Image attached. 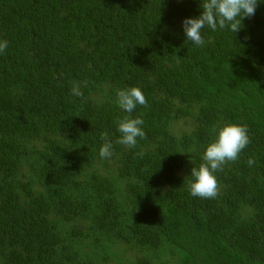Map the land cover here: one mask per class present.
I'll use <instances>...</instances> for the list:
<instances>
[{
  "label": "trees",
  "instance_id": "trees-1",
  "mask_svg": "<svg viewBox=\"0 0 264 264\" xmlns=\"http://www.w3.org/2000/svg\"><path fill=\"white\" fill-rule=\"evenodd\" d=\"M200 5L0 0V264H264V0L196 46L182 20ZM131 86L148 106L128 148L116 92ZM224 122L250 143L214 173L216 198L195 197Z\"/></svg>",
  "mask_w": 264,
  "mask_h": 264
},
{
  "label": "clouds",
  "instance_id": "clouds-1",
  "mask_svg": "<svg viewBox=\"0 0 264 264\" xmlns=\"http://www.w3.org/2000/svg\"><path fill=\"white\" fill-rule=\"evenodd\" d=\"M202 11L197 17H186L182 20V29L186 40L196 46H203L205 41L201 30L207 26L216 31L228 29L233 34L239 32L242 27L243 18H251L258 6V0H201ZM8 46L6 40H0V53ZM72 94L82 97L78 85H73ZM116 103L127 115L117 120V128L121 134L117 143L128 148L135 147L137 138H144L142 129L144 123L140 117L131 114L137 105L148 106V101L139 87L131 86L118 89L116 92ZM214 139L205 146L203 152V163L192 166L188 180V189L191 195L204 199H214L219 195V185L214 173L223 169L228 162H234L239 154L250 143L247 127L240 124L224 122L217 124L214 129ZM104 143L99 149L101 158H109L113 155L112 143L107 133H101ZM254 159H249V166L255 165Z\"/></svg>",
  "mask_w": 264,
  "mask_h": 264
},
{
  "label": "rangeland",
  "instance_id": "rangeland-1",
  "mask_svg": "<svg viewBox=\"0 0 264 264\" xmlns=\"http://www.w3.org/2000/svg\"><path fill=\"white\" fill-rule=\"evenodd\" d=\"M184 125V122L182 120H179L177 123H175V127H182Z\"/></svg>",
  "mask_w": 264,
  "mask_h": 264
}]
</instances>
